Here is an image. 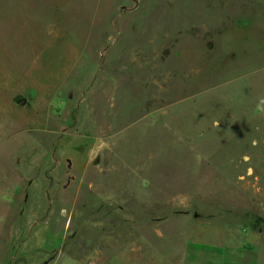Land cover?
I'll return each instance as SVG.
<instances>
[{
	"label": "rangeland",
	"instance_id": "obj_1",
	"mask_svg": "<svg viewBox=\"0 0 264 264\" xmlns=\"http://www.w3.org/2000/svg\"><path fill=\"white\" fill-rule=\"evenodd\" d=\"M0 264H264V0H0Z\"/></svg>",
	"mask_w": 264,
	"mask_h": 264
},
{
	"label": "water",
	"instance_id": "obj_2",
	"mask_svg": "<svg viewBox=\"0 0 264 264\" xmlns=\"http://www.w3.org/2000/svg\"><path fill=\"white\" fill-rule=\"evenodd\" d=\"M25 102H26V99H23V100L21 101L22 104H24Z\"/></svg>",
	"mask_w": 264,
	"mask_h": 264
}]
</instances>
